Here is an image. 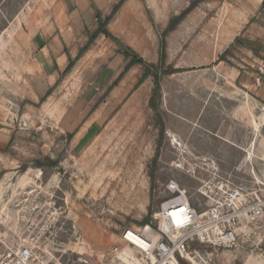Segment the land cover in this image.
<instances>
[{
  "label": "rangeland",
  "instance_id": "1",
  "mask_svg": "<svg viewBox=\"0 0 264 264\" xmlns=\"http://www.w3.org/2000/svg\"><path fill=\"white\" fill-rule=\"evenodd\" d=\"M79 1L0 0V241L34 237L35 264H100L124 229L156 224L169 182L197 212L228 187L260 197L263 0H124L107 30L156 69L160 34L198 1L165 37L174 73L159 78L157 115L153 77L135 87L142 65L113 86L130 59L105 36L70 72L57 65L54 43L73 60L98 26ZM119 1L95 0L92 16ZM238 232L237 249L193 240L178 264H264V222ZM118 258L137 264L129 248Z\"/></svg>",
  "mask_w": 264,
  "mask_h": 264
},
{
  "label": "built area",
  "instance_id": "2",
  "mask_svg": "<svg viewBox=\"0 0 264 264\" xmlns=\"http://www.w3.org/2000/svg\"><path fill=\"white\" fill-rule=\"evenodd\" d=\"M170 198L153 215L155 225L141 230L124 229L119 244L99 260L100 264H123L118 258L129 248L137 264H178L196 240L217 249L233 251L239 247V226L251 227L264 222V185L260 197L246 201L237 187L219 190L217 198L202 212L191 207L187 191L174 182L166 185ZM34 237L15 244L0 241V264H35ZM109 260V263L106 261Z\"/></svg>",
  "mask_w": 264,
  "mask_h": 264
},
{
  "label": "trees",
  "instance_id": "3",
  "mask_svg": "<svg viewBox=\"0 0 264 264\" xmlns=\"http://www.w3.org/2000/svg\"><path fill=\"white\" fill-rule=\"evenodd\" d=\"M124 0H120L119 3L114 6L112 9L111 13L109 16H107L105 19L101 18V15L99 13H96V21L98 22L97 28L89 35L86 44L84 47L78 52L77 56L75 59L71 60L68 58V65L65 69L64 74L68 73L71 71L73 68L74 64L76 61H78L82 55L87 51V49L90 47V45L98 38V36L103 35L106 38L110 39L113 43H115L118 47L122 48L123 51V57L125 59H130V62L127 64V66L124 68L123 72L119 75V77L116 79V81L113 83V86L118 83L120 80L121 76L132 66V65H142L144 67L143 75L142 77L138 80L137 84L135 87L141 85L144 80L150 76L153 77V82H154V88L152 90V101H151V108L155 112V114H158V107L156 104V99L158 97L159 93V78L162 75H170L174 72L170 71H162L163 69V62L165 60V50H166V43H165V37L171 33L177 26L178 24L186 17V15L196 6L198 1H193L190 6L183 11L180 15L174 17L173 19L170 20L168 26L166 29L160 34L159 36V55H160V64L161 66L159 69H156L155 66H149L147 65L131 48L128 46H124L117 38L112 36V34L107 30V25L110 23V21L113 19L114 15L117 13L118 9L122 5ZM262 6H264V0L262 2ZM155 68V71L152 72V69ZM263 79L262 77H260ZM162 125L160 126V131H162ZM151 178L153 177L152 175L150 176ZM150 218L146 217L143 221V223H149Z\"/></svg>",
  "mask_w": 264,
  "mask_h": 264
},
{
  "label": "crops",
  "instance_id": "4",
  "mask_svg": "<svg viewBox=\"0 0 264 264\" xmlns=\"http://www.w3.org/2000/svg\"><path fill=\"white\" fill-rule=\"evenodd\" d=\"M78 3H79V6L77 7L82 15L80 19L81 20L86 19L83 25H85L86 23L94 24V22H97L96 14L92 16V10H95V0H80ZM85 27L83 29H85ZM64 47L65 46L61 47L55 43L53 45V49H54L53 51L56 52V60L61 61V64H57V65H64V63L68 61V58H71L70 54L66 53L65 51L66 48ZM1 171H2V167L0 166V172Z\"/></svg>",
  "mask_w": 264,
  "mask_h": 264
},
{
  "label": "bare ground",
  "instance_id": "5",
  "mask_svg": "<svg viewBox=\"0 0 264 264\" xmlns=\"http://www.w3.org/2000/svg\"><path fill=\"white\" fill-rule=\"evenodd\" d=\"M173 141H174V143H176V140L173 138ZM1 194H2V186H1V184H0V196H1ZM121 255V253H119L118 254V257Z\"/></svg>",
  "mask_w": 264,
  "mask_h": 264
}]
</instances>
